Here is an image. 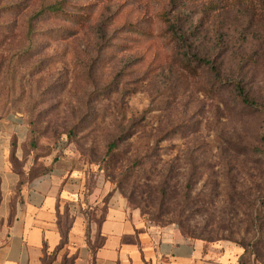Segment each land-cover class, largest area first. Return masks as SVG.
<instances>
[{
	"label": "rangeland",
	"instance_id": "374dc122",
	"mask_svg": "<svg viewBox=\"0 0 264 264\" xmlns=\"http://www.w3.org/2000/svg\"><path fill=\"white\" fill-rule=\"evenodd\" d=\"M10 116L28 128L14 168L74 172L88 222L118 196L264 264V0H0Z\"/></svg>",
	"mask_w": 264,
	"mask_h": 264
},
{
	"label": "crops",
	"instance_id": "0c3cea01",
	"mask_svg": "<svg viewBox=\"0 0 264 264\" xmlns=\"http://www.w3.org/2000/svg\"><path fill=\"white\" fill-rule=\"evenodd\" d=\"M27 135L17 116L0 120V264H42L55 251L50 264H62L65 256H75L74 264H242L243 252L147 225L118 196L108 202L100 223L88 222L85 203L72 201L81 189L74 172L54 168L23 181L11 156H18ZM66 210L73 223L61 247L59 215ZM97 237L102 242L94 252Z\"/></svg>",
	"mask_w": 264,
	"mask_h": 264
},
{
	"label": "trees",
	"instance_id": "16d2710c",
	"mask_svg": "<svg viewBox=\"0 0 264 264\" xmlns=\"http://www.w3.org/2000/svg\"><path fill=\"white\" fill-rule=\"evenodd\" d=\"M47 10L50 11V12H59V13L64 12L65 11L64 1L63 2H56V3H53V4L49 5L47 7ZM42 11H44V9ZM42 11L39 12V15L43 13ZM242 98L244 99V101L246 103H248L251 106H254V107H259L260 106L258 103H256L255 101H253L251 98H249L245 94L242 95ZM115 147H116V143L115 142H112L109 145V151L112 150V149H114ZM262 155L264 156V151L262 152ZM45 171H47V170H45ZM45 171H43V173ZM19 173H21V172H19ZM27 174H29V173H27ZM22 175H23V173H22ZM35 177L32 176V177L25 178V175H23V181L30 180V179L35 178ZM104 217L102 219H104ZM100 221H99V223H100ZM59 222H60L59 223V225H60V231H61V235H62V241H61V245L60 246L62 247L63 245H65L68 242V231H69V229H70V227H71V225L73 223V216H71V214L69 213V211L66 210L64 214L59 215ZM101 242L102 241H99L98 244L93 245V251L94 252L96 251V247L101 245ZM55 254H56V251L53 254H51V255H48L46 253L45 256H44V258H43V263L42 264H50L51 262H53V260L55 259ZM244 255H245V252H243L242 255H241V257H240V261H241L242 264H245V262H244ZM74 261H75V256H70V257L69 256H65L63 258L62 264H74Z\"/></svg>",
	"mask_w": 264,
	"mask_h": 264
}]
</instances>
